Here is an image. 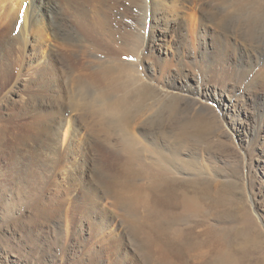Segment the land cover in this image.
I'll use <instances>...</instances> for the list:
<instances>
[{
	"label": "rangeland",
	"instance_id": "1",
	"mask_svg": "<svg viewBox=\"0 0 264 264\" xmlns=\"http://www.w3.org/2000/svg\"><path fill=\"white\" fill-rule=\"evenodd\" d=\"M31 1L43 20L26 34L28 58L11 56L0 127L13 104L20 108L13 100L38 90L47 100L60 88L65 116L77 119L81 133L71 143L70 134L61 136L53 158L41 145L52 127L33 141L30 155H0V264H264V81L254 79L264 67V0H235L243 7L224 38L222 25L200 22L192 2L175 27L170 0L156 4V18L136 0H119L112 18L144 38L141 54L121 57L138 67L142 81L121 79L124 132L99 130L108 114L73 99L74 77L62 73L54 32L45 27L60 15L59 0H0V45L17 10L22 18ZM207 2L209 14L234 0ZM19 22L13 36L22 33ZM52 65L57 74L45 85L42 75H29ZM26 76L34 77L29 83ZM104 162L114 173L106 186L98 172ZM27 166L38 175L25 179ZM22 186L25 195L18 194Z\"/></svg>",
	"mask_w": 264,
	"mask_h": 264
},
{
	"label": "bare ground",
	"instance_id": "2",
	"mask_svg": "<svg viewBox=\"0 0 264 264\" xmlns=\"http://www.w3.org/2000/svg\"><path fill=\"white\" fill-rule=\"evenodd\" d=\"M111 1H115V4L111 7L112 9L109 5ZM136 1H138V5L145 10L146 14H151L155 18L157 16L156 4L159 3L161 6H166V0H150L149 3H143L142 0ZM191 2L196 5V12L202 17L200 18L201 23L208 18V20L216 23L217 26L220 24V28L222 25V29H220V31L221 34H223V38L227 37L228 33L231 31V27L228 26L230 25V21L233 19L234 15H236L237 11L243 7L240 3L236 4L234 0L233 4L225 7L214 6L212 11L208 9L209 14H207L206 6L209 4L207 0H170V11L174 14L175 27L181 17L180 13H188L189 5H192ZM34 4L35 2L31 1V4L28 9H26V12L22 9V12L20 13L22 18H17V16H19L18 11L20 8L17 10L13 25L6 36L5 41L2 45H0V87L8 84L13 78L11 56L14 51L20 53L22 56L24 55V58L27 59L28 56L26 50L29 49L30 46L33 47V45H28V38L26 34L31 31L35 34L37 30H40V24H42L41 21L43 20V17L39 11L36 10ZM83 5L85 8H83ZM104 6L107 7V9H104ZM119 7H121L119 0H59L60 15L53 17V22L45 26L47 29L54 32L53 41L54 43L56 41V44L59 46L56 51H59L58 60L61 61L60 68L63 70L62 73L69 80L74 77V83L76 84L78 91L74 95L73 99L83 102V106L86 107H89L88 104L91 101L92 104H97L96 108L99 113L104 112L105 115L108 114L106 121H104V119H99L100 128L98 129L102 131L114 129L117 132H121L125 129V127H127L128 117H126L122 109L119 107L120 101L117 98L118 93L124 88V82H122L121 79L128 82H134L133 79H136L135 83L142 82L140 78L134 75V73L136 74L138 72V67L134 64L123 62L121 57L128 55L129 53H134L136 55L141 54L140 50L142 48L144 38L140 33H132L131 31H127L126 28H122L121 22H117L112 18V16H115L112 14L113 9H118ZM95 9L99 11L97 16L93 12ZM17 21H20L19 24L21 25L20 29L22 30V33L20 36H16L15 34V36H13L12 30L14 29ZM71 22H73V24ZM33 23L34 25H38L36 30L33 28ZM212 25L214 26V24ZM148 28L153 29L154 27L149 25ZM106 29L109 34L105 33ZM97 35L101 37L99 40L96 39ZM115 37L121 42L118 46L114 45L118 41ZM226 40L228 41L227 38ZM129 44L132 45L131 48L128 47ZM124 47L126 48L124 49ZM96 52L101 54V59L99 57V59L96 58L97 56L94 57L97 55L95 54ZM80 55L83 57H80ZM86 56H90L91 61L86 63ZM55 60L56 59H54V61ZM26 64H29L28 66H30V61L28 60ZM92 64L97 65L96 67L98 68H93L94 66H92ZM56 68V65H52L49 69L42 68L43 74H41V70L39 73L32 72V74L29 75H42L43 77L39 76L41 77L39 79H41L42 85H45V83L49 82L48 80L51 79L50 77L53 78L56 76ZM263 73L264 67L256 74L254 79L257 81H264V76H261ZM45 74L50 76L46 77ZM214 74L216 75L217 72H214ZM26 77L30 83L34 76ZM57 79L58 77L56 80ZM56 90V92H53L54 94H51L48 99L46 98L47 100H45L46 96L39 90L37 91V94L34 93L32 95L30 93L32 96L30 95L26 101H16V99L13 100L19 103L20 108L17 109L13 104L11 112L6 114L7 118H2L1 120L2 125L0 127V131H2V133L0 136V155L4 158L6 157L8 160L20 159V155H24L23 152H27V154L30 155V147L32 145L35 146L33 141H38L41 137H45V134H47L48 130H50L48 128L52 127L55 130L54 134L49 137V140H44L41 145L44 151L47 149L49 154L52 155L50 158H53L56 157L59 151L61 136L65 137L66 134H70L68 142L71 143V140L74 139V135L77 136L81 133L79 132L78 134L79 130L77 129V119L72 115H68L67 117L65 116L67 109L63 105L62 89L58 88ZM12 93H14V91H11L10 94ZM139 131V133L143 135V130L140 129ZM134 137L135 140L138 138L136 136ZM143 139H145V137ZM138 143L142 144V141L140 140ZM126 150L127 148L123 147V151L126 152ZM36 152L37 151H35V153L33 152V154L36 155ZM124 152L117 156L118 161L124 159ZM41 154L43 155V151ZM36 158L38 157L34 156V159ZM39 160L37 163H40ZM105 163L106 162L100 166V171H98L100 175L99 179L102 181V183H100L104 186L107 185L109 178L114 174L111 170L109 171L111 168L104 165ZM27 167L22 168L26 174L25 179L30 177L33 178L38 175L35 168L31 166ZM31 172H33L34 175ZM17 190L19 195H25L27 193L25 186H22V188L18 187Z\"/></svg>",
	"mask_w": 264,
	"mask_h": 264
}]
</instances>
